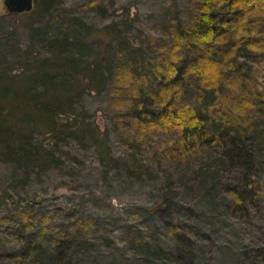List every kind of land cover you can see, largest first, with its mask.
<instances>
[{
    "label": "rangeland",
    "instance_id": "rangeland-1",
    "mask_svg": "<svg viewBox=\"0 0 264 264\" xmlns=\"http://www.w3.org/2000/svg\"><path fill=\"white\" fill-rule=\"evenodd\" d=\"M89 1L34 0L31 14L15 18L7 15L0 0V53L12 64L9 75L28 79L37 64L52 58L51 36L82 37L74 19L97 31L99 41L82 54L100 59L105 67L110 37L101 30L106 26L122 35V50L129 45L140 47L143 54L159 59L163 52L156 46H169L168 29L185 26L193 7L192 0H100L97 6L88 5ZM57 17L61 22L51 27ZM140 36L142 41L136 43ZM148 39L154 44L149 46ZM193 57L182 52V62ZM239 57L237 64L243 71L259 70L256 83L263 89L264 55L244 52ZM194 83L192 78L187 80L182 100L197 106L191 89ZM40 89L37 83L36 90ZM67 94H73L72 112L47 119L42 133L35 132L27 143L34 158L0 153V218L5 220L0 221V264H172L156 261L132 243L142 237L175 254L178 247L167 231L168 224L185 228L181 234L192 240L196 264H264L260 256L264 252V206L259 203L250 206L246 215H234L228 209L232 198L227 193L243 187L247 174L258 185L264 181V138L260 134L252 135L245 145L249 155L260 162L257 169L215 148L196 161L178 164L165 154L167 143L176 139L173 133L152 137L154 150H159L156 156L126 142L107 115L105 85L96 89L84 80ZM83 126L104 143V160L92 143L71 135ZM128 167L139 175H132ZM26 212L28 230L16 218ZM76 221L85 229L77 227ZM56 234L65 238L58 249L51 245Z\"/></svg>",
    "mask_w": 264,
    "mask_h": 264
},
{
    "label": "trees",
    "instance_id": "trees-1",
    "mask_svg": "<svg viewBox=\"0 0 264 264\" xmlns=\"http://www.w3.org/2000/svg\"><path fill=\"white\" fill-rule=\"evenodd\" d=\"M100 2L90 0L88 5L97 6ZM192 4L187 24L168 29L169 46H156L163 52L159 59L143 54L140 47L129 45L122 50L123 37L112 26L101 30L110 37L106 43V67L100 59L84 57L82 53L99 37L96 30L79 19H74V24L82 37L73 38V42L68 34L51 36L49 48L53 57H48L45 64H37L28 79L9 75L12 64L0 53V153L34 158L32 150L26 148L31 136L42 133L41 126L47 125V119L72 112L73 94L68 95L67 90L85 80L88 87L106 86L107 115L129 145L148 149L156 156L159 150H154L152 137L173 133L176 139L167 143L165 154L175 163L186 165L215 148L227 151L236 162L247 161L249 168L257 169L260 162L249 155L245 145L254 134L264 138V88L256 83L259 70L243 71L237 59L244 52L264 55V0H192ZM60 22L57 17L50 26ZM142 39L140 36L134 41L139 43ZM146 41L149 46L154 44L151 39ZM77 44L79 50L75 48ZM96 44L100 47L101 43ZM109 50L114 51L113 55H108ZM184 51L194 54L188 62H182ZM189 78L195 80L191 89L197 106L182 100ZM37 83L41 87L38 91ZM71 135L92 143L101 159L107 157L104 143L87 126L77 127ZM127 170L139 175L130 167ZM243 183V187L227 190L232 198L228 209L234 215H246L250 206L259 203L264 206V181L258 185L247 174ZM18 217L24 230L31 228L29 213ZM38 218L47 222L45 217ZM0 221L5 222L2 218ZM74 224L85 229L78 221ZM166 228L178 247L175 254L142 237L132 243L143 247L156 261L196 264L193 242L181 234L185 228L170 224ZM63 242L65 238L56 234L51 245L58 249ZM30 248L26 246V250ZM260 256L264 261V252ZM13 258L18 260L20 256Z\"/></svg>",
    "mask_w": 264,
    "mask_h": 264
},
{
    "label": "water",
    "instance_id": "water-1",
    "mask_svg": "<svg viewBox=\"0 0 264 264\" xmlns=\"http://www.w3.org/2000/svg\"><path fill=\"white\" fill-rule=\"evenodd\" d=\"M3 6L10 15H23L33 10L34 0H3Z\"/></svg>",
    "mask_w": 264,
    "mask_h": 264
}]
</instances>
